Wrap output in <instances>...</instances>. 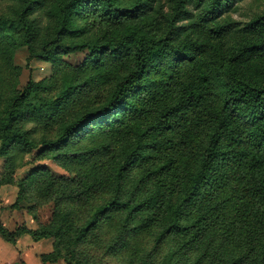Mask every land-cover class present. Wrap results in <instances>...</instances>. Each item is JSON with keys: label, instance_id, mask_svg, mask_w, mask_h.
<instances>
[{"label": "rangeland", "instance_id": "rangeland-1", "mask_svg": "<svg viewBox=\"0 0 264 264\" xmlns=\"http://www.w3.org/2000/svg\"><path fill=\"white\" fill-rule=\"evenodd\" d=\"M16 1L0 0V24L10 33L0 38V114L31 79L43 82L39 94L57 101V107L50 110L52 117L26 124L24 129L39 142L36 149L8 147V153L23 156L22 167L12 169L6 156H0V212L6 213L8 223L47 235L65 264H264V205L257 195L264 187V159L262 167L257 165L258 151L247 136L231 141L215 123L223 82L215 78V91L204 95L198 106L178 108L183 83L198 78L196 63L155 60L143 85L163 66L172 71L159 95L148 96L144 86L132 90L115 110L61 138L67 124L106 106L133 68L134 57L107 49L93 61L83 49L54 50L50 60H29L27 46L11 44L14 35L24 34L17 18L25 7L19 8ZM263 13L264 0H240L225 14L242 28ZM31 17L33 25L41 20V35L33 32L39 45H55V19L48 23L38 13ZM109 36L70 30L61 42H103ZM251 39L264 41V31ZM237 40L234 33L222 44L226 54L233 53ZM233 67L244 79L264 83V57ZM132 103L140 106L139 112ZM165 109L172 111L174 122L167 133L174 141L187 135L192 145L191 172L202 166L212 137L223 145L207 179L190 198L184 197L181 184L169 185L161 159L151 156L149 128ZM24 121L22 117L19 125ZM130 125L141 132L112 136L117 126ZM159 192L158 199L148 203ZM172 206H178L177 215Z\"/></svg>", "mask_w": 264, "mask_h": 264}, {"label": "trees", "instance_id": "trees-1", "mask_svg": "<svg viewBox=\"0 0 264 264\" xmlns=\"http://www.w3.org/2000/svg\"><path fill=\"white\" fill-rule=\"evenodd\" d=\"M240 0H17L15 4L24 6L18 16L24 34L12 37V47L27 46L30 52L29 60L35 58L50 60L54 50L78 52L88 50V58L96 61L100 52L112 50L113 55L123 52L132 53L134 65L130 72L117 84L110 101L99 112H91L69 123L64 128L61 138L68 137L80 130L88 121L104 116L121 105L127 94L132 90L145 88V94L154 98L164 89L165 82L172 77V71L163 66L156 71L155 76L147 85L142 78L149 72L155 60L169 64L178 59L194 61L198 78L186 81L176 106L196 107L204 95L215 91L214 79L224 84V96L221 106L213 113L215 123L224 127L231 141H236L243 134L252 142L258 151L255 163L260 167L264 159V83L251 82L233 71V65L243 66L254 58L264 57V41L251 39L253 34L261 36L264 31V13L254 17L245 27L231 23L225 13L234 9ZM243 1V0H241ZM38 13L46 19H55L57 35L53 39L55 45L47 43L39 45L34 39V33L41 35L43 29L40 22L32 24L31 16ZM79 17L80 20H77ZM23 23V24H22ZM85 34L93 37L97 33L109 34V38L101 42L98 38L77 44L62 43V38L68 33ZM236 33L238 40L232 52L224 51L222 44ZM3 24H0V38L8 37ZM238 67V68H239ZM43 82L29 80L27 85L16 92L4 113L0 114V156H6L7 165L12 169L24 165L23 156L17 152L8 153V147L25 151L36 149L39 142L32 138V131L25 130L29 122H40L52 117L51 111L57 107V101L48 100L39 94ZM136 112L140 106L130 104ZM61 108V107H60ZM172 111L165 109L161 117L149 128L151 140V156H157L163 163L161 169L167 170L166 178L169 185L181 184L184 197H192L203 185L211 168L216 164L223 145L217 137H212L202 154L203 163L196 172H191L192 145L183 135L180 141H174L167 133L174 122L170 118ZM25 121L20 124L21 118ZM138 132V133H137ZM140 129L133 126H117L112 136H129L139 134ZM164 133V134H163ZM44 144L45 141H41ZM53 143V145H55ZM185 147L186 151H185ZM19 158V159H18ZM183 175H178V172ZM158 195H152L148 203L157 200ZM264 205V187L257 190ZM128 204V203H127ZM130 206V204H129ZM175 215L179 213L178 206L170 209ZM30 235L34 241H39L47 235L39 236L37 231L26 225L15 230L8 229L0 221V236L9 243L17 244L19 238ZM63 257L57 255L56 247L49 254L41 255L42 264L56 262ZM65 261V260H64ZM23 264V262L21 263Z\"/></svg>", "mask_w": 264, "mask_h": 264}, {"label": "crops", "instance_id": "crops-1", "mask_svg": "<svg viewBox=\"0 0 264 264\" xmlns=\"http://www.w3.org/2000/svg\"><path fill=\"white\" fill-rule=\"evenodd\" d=\"M0 221L10 230H15L20 224L11 226L6 213L0 212ZM54 250V242L50 238L34 241L30 235H22L17 244L9 243L0 236V264H42L41 255ZM46 264H65L64 260L47 262Z\"/></svg>", "mask_w": 264, "mask_h": 264}]
</instances>
